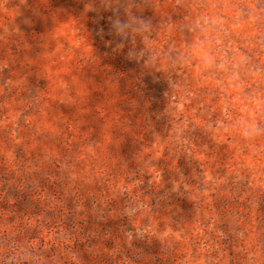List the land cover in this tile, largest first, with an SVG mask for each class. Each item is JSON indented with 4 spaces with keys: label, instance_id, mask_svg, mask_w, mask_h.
Wrapping results in <instances>:
<instances>
[{
    "label": "rangeland",
    "instance_id": "rangeland-1",
    "mask_svg": "<svg viewBox=\"0 0 264 264\" xmlns=\"http://www.w3.org/2000/svg\"><path fill=\"white\" fill-rule=\"evenodd\" d=\"M189 2L248 58L237 85L148 74L101 0H0L4 264L29 246L44 264H264V137L233 127L264 104V0Z\"/></svg>",
    "mask_w": 264,
    "mask_h": 264
},
{
    "label": "clouds",
    "instance_id": "clouds-1",
    "mask_svg": "<svg viewBox=\"0 0 264 264\" xmlns=\"http://www.w3.org/2000/svg\"><path fill=\"white\" fill-rule=\"evenodd\" d=\"M112 10L110 32L118 38L117 51L127 42L126 58L135 61L148 74L161 73L165 79L186 76L195 65L201 75H207L220 86L237 85L247 72L248 58L228 50L225 27L215 4H192L189 0H101ZM150 7L153 16L141 13ZM238 18V14H237ZM222 119L232 122L233 105L227 96L219 105ZM251 115L233 124L236 134L245 142L264 137V104L251 108ZM129 207L125 214L135 215ZM8 264H44L37 247H14L5 257ZM0 264L4 261L0 259Z\"/></svg>",
    "mask_w": 264,
    "mask_h": 264
}]
</instances>
